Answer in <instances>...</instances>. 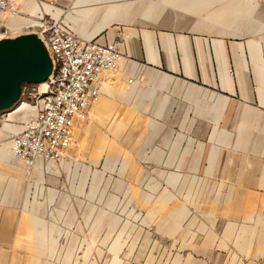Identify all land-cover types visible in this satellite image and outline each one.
<instances>
[{
  "label": "rangeland",
  "instance_id": "rangeland-1",
  "mask_svg": "<svg viewBox=\"0 0 264 264\" xmlns=\"http://www.w3.org/2000/svg\"><path fill=\"white\" fill-rule=\"evenodd\" d=\"M153 1L155 4L150 7L157 14L151 19L132 23L115 21L103 33L131 37L133 29H149L217 37L226 39L230 51L233 42L240 46L248 38L264 36L261 28L264 0H255L256 4L251 5L252 0ZM76 13L77 9L73 14ZM16 17L8 14L0 22V33L6 37L31 33V28L13 31L9 27ZM71 21L69 25L73 28ZM233 24L239 31L225 33ZM73 29L81 36L80 31ZM235 74L233 64L230 75ZM118 104L114 111L117 110L119 118H111L113 110L108 109V116L99 120L101 124H93L96 133L90 137L92 141L84 142L79 132L76 134L67 159L73 156L81 165L73 164L70 171L62 170L61 185L53 199L54 186L48 180L35 201L31 194L38 178L30 171L22 179L25 184L20 202H9L15 207L18 234L21 239H29L36 232L39 239L30 243L48 246L42 252L34 246L16 247L6 264H112L115 256L118 264H264V191L257 192L253 186L223 184L211 178L204 166L197 164V146L187 152L188 139L179 142V147L173 150L178 135L166 134L165 130L173 122L176 132L183 126V129L189 128L184 118H170L166 122L162 120L158 124L161 126H151L157 121L155 118L141 115L126 118L130 113L125 104L121 101ZM4 115L0 114V130L7 123ZM197 121L199 124L201 120ZM90 122L92 118L86 121ZM261 124L263 119L255 121L247 146L252 154L264 158V125ZM197 135L199 142L203 135L199 131ZM101 147L103 150L99 152ZM156 147L164 148L165 165L156 164L160 158ZM253 148L257 151H252ZM184 153L187 156L180 169L169 165V159H182ZM115 155H120V163L112 167L111 161L117 163ZM96 157L101 162L88 173L86 167ZM122 160L132 162L128 173L121 166ZM136 173L142 174V181L131 177ZM173 173L180 174L177 183L170 178ZM12 177L18 179L15 173L0 166L1 193L6 196L2 201L12 191ZM28 183L32 187L30 197ZM148 195L158 198H148ZM183 207L188 215L177 220V210ZM53 240L57 244L52 247ZM17 257L21 263H17Z\"/></svg>",
  "mask_w": 264,
  "mask_h": 264
},
{
  "label": "crops",
  "instance_id": "crops-1",
  "mask_svg": "<svg viewBox=\"0 0 264 264\" xmlns=\"http://www.w3.org/2000/svg\"><path fill=\"white\" fill-rule=\"evenodd\" d=\"M53 1L55 4H51L50 0H13L14 7L19 13L18 17L29 21L20 31L35 25L32 22L44 12L59 17L66 16L64 19L68 23L72 20L74 25L75 15L71 14L73 15L77 9V0ZM7 17L8 14H5L0 22H4ZM261 28H264V25ZM104 29L90 38L102 34ZM131 32V40L128 39L125 56L118 72L108 74L106 78L105 91L90 116L92 123L77 120L76 134L79 132L84 142L92 141L90 137L96 133L93 124H101L99 120L108 116L110 112L108 109L113 110L111 118H119L115 112L117 110L114 109L120 101L130 113L125 115L126 118L139 115L155 118L157 121L151 126H161L158 124L162 120L166 122V119L182 117L185 123L186 121L189 123V128L183 129V126L181 131L176 132L174 129L176 125L173 122L165 130L166 134L178 135L173 150L179 147V142L188 139L187 152H192L197 146L199 157L197 164L204 166L211 178L215 177L223 184L253 186L257 192L264 191V158L257 153L252 154L247 146L254 132L255 121L264 120V36L248 38L246 43L240 46L233 42L230 51L224 38L171 34L149 29H133ZM117 35L108 32L105 33V38L114 39ZM81 37L88 38L82 35ZM233 64L236 68L234 76L230 75ZM130 88L133 93H128ZM197 120H201L199 124ZM234 124L237 126L235 129ZM201 125L205 128L200 127ZM198 131L203 135L199 142ZM8 134L6 127L0 130V166L15 173L18 179L12 177L10 188L12 191H9L6 201L1 200L3 183L0 179V264L10 262L11 251L16 247L34 246L42 252L48 246L47 243H30L39 239L36 232H33L29 239L26 237L21 239L15 226L16 211L14 205L9 202L14 204L20 202L25 184V180L22 179L26 178L30 171L23 162L12 158L11 151L6 145L9 144ZM69 149L64 162L53 164L38 161L31 173L39 181L33 194L30 193L32 187L28 183V197L31 194L37 201L45 189L47 180L54 186L51 189L52 199L56 196L57 188L61 185L62 170L70 171L73 164L81 165L73 156L69 158L70 160L67 159ZM102 150V147L98 149L99 152ZM156 150L160 155V158L156 159V164L165 165L164 148L156 147ZM254 150L257 151L253 148L252 151ZM186 156L187 153H184L182 159H169L171 161L169 165L180 169ZM118 160L119 158L117 163L111 161V166L119 165ZM100 162V158L96 157L90 161V165L86 164L88 173ZM131 163L129 160L121 161V166L126 167L125 173L129 172ZM174 175L180 174L173 173L170 178L172 179ZM141 176L142 174L138 173L131 174L132 178L140 181L143 180ZM149 197L158 198L155 195H148ZM157 208L156 206L154 209ZM56 244L57 241L53 240L51 246ZM17 260V263H21L20 257H17Z\"/></svg>",
  "mask_w": 264,
  "mask_h": 264
},
{
  "label": "built area",
  "instance_id": "built-area-1",
  "mask_svg": "<svg viewBox=\"0 0 264 264\" xmlns=\"http://www.w3.org/2000/svg\"><path fill=\"white\" fill-rule=\"evenodd\" d=\"M4 14H19L13 0H0V20ZM31 29L48 49L53 72L43 83L23 84L19 100L2 111L5 122L21 125L8 140L13 156L30 170L38 160L60 162L67 155L75 142V122L90 118L108 74L119 70L129 41L126 35L107 40L103 33L83 38L64 18L49 12L41 13ZM27 109L31 113L26 119L11 118Z\"/></svg>",
  "mask_w": 264,
  "mask_h": 264
},
{
  "label": "bare ground",
  "instance_id": "bare-ground-1",
  "mask_svg": "<svg viewBox=\"0 0 264 264\" xmlns=\"http://www.w3.org/2000/svg\"><path fill=\"white\" fill-rule=\"evenodd\" d=\"M254 3L256 4V1L252 0L249 2V5L254 4ZM154 4H155V2L154 1L152 2V0H77L76 8L78 10H77V13H76L75 18H74L75 19L74 20V27L78 31H80L85 37L90 38L95 33H97L98 31H101L105 27H108L111 23H113L115 21L123 22V23L124 22L132 23L135 21H141V20L144 21V19H148V20L151 19V17L155 16V13L157 12V10L153 11L152 8L150 7V6H154ZM82 7H84V8H82ZM102 11H104V13H101ZM11 15L13 17L18 16V14H16V15L11 14ZM71 16H74V14L73 15L71 14ZM220 20H221V18H220ZM27 23H29V21L26 20L25 18L23 19L21 17H18V18L16 17V19L11 21L9 27L12 28L13 31H17V30H20ZM94 23L96 25L93 26L94 27L93 28L92 25H94ZM237 23H239V22H237ZM32 24H36V21L32 22ZM208 28L211 29L212 27L210 26ZM217 29H218V27H217ZM238 29H239V27L235 26V24H233L228 29H226L228 32H225V33L239 31ZM0 31H1V29H0ZM219 32H222V30ZM2 35H3V33H0V36H2ZM128 37L131 40V37L130 36H128ZM120 65H121V63H120ZM163 76H165V75H163ZM169 77H166V79ZM130 81H132V80H130ZM105 88H106V85H105ZM104 91H105V89H104ZM128 93H133L131 88L128 91ZM30 113H31V109H27L25 114L18 115V114L13 113L11 115V118H14L17 120H23V119H26L25 117ZM5 127H6V133H9L8 134L9 136L12 132H16V131L21 129V125H16V124H12V123L5 124ZM9 136H8V138H9ZM6 145H7V148L10 149V151H11L10 153H11L12 158L16 159L12 153L11 142L9 141V144H6ZM119 156L120 155H116L115 158L118 159ZM158 157H159V155H158ZM63 160H65V157L63 158ZM63 160H61V161H63ZM38 161H40V160H38ZM38 161H37V163H38ZM52 163L54 164L57 162H52ZM33 169L30 170V167H28L29 171H32ZM179 176L180 175H174L172 177V182L177 183ZM177 213H178L177 214V220H179V219L182 220L183 218H185L188 215V210L185 207H183L181 209H178ZM118 247H121L120 243L117 244V248ZM118 249H120V248H118ZM118 261L119 260H118L117 256H115L114 260L112 261V264H118Z\"/></svg>",
  "mask_w": 264,
  "mask_h": 264
},
{
  "label": "water",
  "instance_id": "water-1",
  "mask_svg": "<svg viewBox=\"0 0 264 264\" xmlns=\"http://www.w3.org/2000/svg\"><path fill=\"white\" fill-rule=\"evenodd\" d=\"M52 72V58L37 34L0 39V112L19 100L23 84L43 83Z\"/></svg>",
  "mask_w": 264,
  "mask_h": 264
}]
</instances>
